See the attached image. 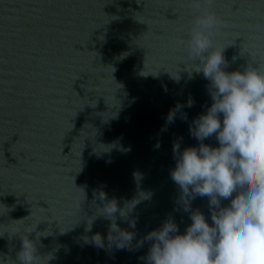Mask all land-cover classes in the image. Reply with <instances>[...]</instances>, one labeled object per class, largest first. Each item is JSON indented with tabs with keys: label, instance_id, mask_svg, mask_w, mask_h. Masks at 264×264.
<instances>
[{
	"label": "water",
	"instance_id": "95a60500",
	"mask_svg": "<svg viewBox=\"0 0 264 264\" xmlns=\"http://www.w3.org/2000/svg\"><path fill=\"white\" fill-rule=\"evenodd\" d=\"M206 11L225 70L264 71V0H0L6 264H20L23 236L40 264H147L144 238L164 221L182 234L199 210L212 223L209 198L171 178L173 145L199 146L190 125L212 103L187 48Z\"/></svg>",
	"mask_w": 264,
	"mask_h": 264
},
{
	"label": "clouds",
	"instance_id": "9594fccd",
	"mask_svg": "<svg viewBox=\"0 0 264 264\" xmlns=\"http://www.w3.org/2000/svg\"><path fill=\"white\" fill-rule=\"evenodd\" d=\"M203 3L210 6L213 0ZM200 4L193 0L194 7ZM217 24L210 11L193 20L187 48L193 61H199L193 70L209 81L212 103L190 125L199 146L180 151L174 144L171 170L186 197L209 198L212 223L199 210L190 212L191 224L182 234L173 221H164L144 238L152 241L147 264H264V71H226L225 48L215 49L211 39ZM173 118L170 112L169 121ZM213 135L218 147L203 143ZM222 200L228 205L222 206ZM117 211L115 203L107 214ZM113 225L119 230L113 222L112 231ZM124 233L131 241L133 234ZM17 258L20 264H40L43 257L23 236ZM0 264L6 261L0 258Z\"/></svg>",
	"mask_w": 264,
	"mask_h": 264
}]
</instances>
